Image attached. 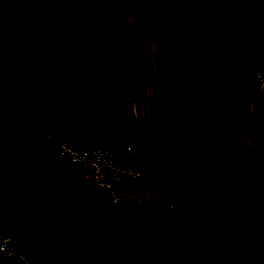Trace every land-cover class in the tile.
I'll use <instances>...</instances> for the list:
<instances>
[{
    "label": "trees",
    "instance_id": "trees-1",
    "mask_svg": "<svg viewBox=\"0 0 264 264\" xmlns=\"http://www.w3.org/2000/svg\"><path fill=\"white\" fill-rule=\"evenodd\" d=\"M86 1L6 0L18 26L8 40L0 39V91L25 72L21 47L37 56L40 74L56 78L62 64H81L95 53L119 61L127 39L147 44L146 29L120 14L104 16L103 0L77 18ZM63 2L70 6L56 13ZM122 11L150 26L168 51L176 167L167 199L178 229L176 250L154 257L125 221L132 203L119 201L107 211L93 198L61 192L48 139L12 109L20 95L0 100V198L13 244L43 263L61 240L56 264H264V174H252L230 149L212 89L193 70L236 58L248 62L247 80L259 57L240 49L264 34V0H124ZM69 86L100 91L113 106L119 103L118 90L103 77H79ZM224 90L215 91L218 99ZM204 198L216 208L214 217L203 213ZM111 246L118 249L111 252Z\"/></svg>",
    "mask_w": 264,
    "mask_h": 264
},
{
    "label": "crops",
    "instance_id": "crops-1",
    "mask_svg": "<svg viewBox=\"0 0 264 264\" xmlns=\"http://www.w3.org/2000/svg\"><path fill=\"white\" fill-rule=\"evenodd\" d=\"M244 48L242 47L240 52L251 57H260L251 51H245ZM98 56L101 55L95 53L87 58L94 73L98 71L101 61ZM191 57L190 61L193 63ZM234 59L236 60L230 58L219 61L223 67L225 64L230 66L224 69H229L231 76H227L225 72L215 74L213 64L203 68L194 67L193 70L204 87L212 89L210 97L213 107L222 130L225 127L229 143L235 142L244 157L253 159L258 153L256 127L258 121L262 124L264 122V103L259 107V111L253 106H248L246 102L240 104L241 94L239 95L234 87L244 82L242 77L248 68V62L245 64L241 61L243 65L232 68L229 60ZM28 63L35 71L37 83H25L24 72L22 76L6 85L10 88L5 100L22 96L13 105V111L33 127L39 128L48 139L49 164L58 189L66 194L76 193L93 198L105 208H112L102 189L86 177L83 168L59 156L58 147L60 143L67 142L75 146L99 144L114 148L119 162L127 161L142 175L141 178L127 179L115 185L120 201L134 205L133 211L125 218L127 225L145 244H149L152 250L165 247L166 242L167 247L172 245L171 239L175 240L176 244L179 239L175 215L173 209L167 206V197L174 187L176 167L175 125L170 118L171 106L170 109L167 108V121H164L163 103L158 101L156 105L154 99L150 98L147 100L146 112H142L138 107L139 97L130 96L128 91V97L123 94L121 99L119 95L118 105L113 106L107 95L100 91H74L69 86L70 81L58 83L55 80L59 76L54 78L39 74L36 69L38 59L35 64H32V60H28ZM91 77L105 76L98 71V74ZM125 84L129 89V84ZM222 89H225L223 97L218 99L215 91ZM235 95L239 96L238 100L234 98ZM233 124L234 128H239V134L232 128ZM246 127L248 131L245 130ZM127 146L131 147L128 152L125 151ZM170 215H173V220L167 223ZM0 225L6 229L3 232L0 230V234L7 232L6 219ZM159 250L162 258L174 252L173 250L166 254ZM33 262L42 264L35 258Z\"/></svg>",
    "mask_w": 264,
    "mask_h": 264
},
{
    "label": "rangeland",
    "instance_id": "rangeland-1",
    "mask_svg": "<svg viewBox=\"0 0 264 264\" xmlns=\"http://www.w3.org/2000/svg\"><path fill=\"white\" fill-rule=\"evenodd\" d=\"M99 1L100 0H87L84 4H82L78 8L76 12V17L80 18L83 15H85L88 11L94 8ZM103 3L105 4V7L103 9L104 16L120 14L122 19L146 29V32L149 35V39L147 44L145 45H140L139 42L133 39L125 40L123 43L124 51L119 61H116L112 58L106 59L103 56H98V60L101 59L98 65V71H100V74H104L105 77L103 78L106 79L110 87H113L118 90L121 99L123 94L128 97V92L130 96L135 95L136 97H139L140 100L138 101V107L142 112H146L147 100L150 98L154 99L156 105L158 101L163 103L162 104L164 106L163 112L165 114L164 121H167L166 113L167 110L170 109L171 104L167 96L166 66L169 60V56L166 46L164 45L163 41L154 33V31L150 26L138 22L132 13L122 11V5L124 3V0H103ZM69 6H70L69 4L63 2L58 8L55 9V12L57 13ZM77 6L78 4L75 3L74 5H72V8H76ZM10 14H11V7L8 5L6 0H0V39H2L3 41L8 40L12 30L18 26V24L15 21L11 20ZM244 47H245L244 48L245 51L247 52L251 51V53L259 55L260 57L258 58V60H263L264 34H262L258 39L252 41L250 44H247ZM20 52L26 55L25 58H27V60L29 61L32 60V64H35V61L37 60V56L35 54L29 52L24 47L20 48ZM198 54H200L199 50L193 53L191 57L193 63L195 62ZM27 55L29 57H27ZM229 63L232 64V68L241 66V64L243 65V63L238 59L229 60ZM244 63L247 64V62ZM213 65H214L213 68L216 70L215 74L219 72H225L227 76L228 75L231 76L230 70L224 69V67L226 68L230 67L228 66V64H225L224 67L220 65V62ZM98 71H96L97 74ZM94 72L95 71L93 69V66L90 64V60H87L84 63L77 65L62 64L61 70L59 72V78L55 80V82L62 83L63 81H72L79 77H91L94 74H96ZM37 81L38 80L35 79V71L32 70V67L28 63L25 67L24 82L37 83ZM125 83L129 84L130 86L129 89L127 87V84ZM241 83L242 85L234 87V90H237L236 92H238L239 95L241 94L240 104L246 102L248 106H253L255 109L257 108L259 111V107L264 103V96L261 94L259 95L256 94L254 92L253 85L249 83L247 80ZM9 88L10 86L7 87L5 86L3 90L0 91V100H5V98L9 93L8 91ZM234 98L238 100L239 96L235 95ZM253 121L254 120H252V122ZM222 122L223 120L221 119V123ZM243 127H244V122H243ZM232 128L235 130V132L239 134V128H236V126L234 128V124ZM263 128H264V122L262 124L261 121H258L256 127V130L258 132V136H257L258 153L256 157H254L253 159L250 158L249 156L244 157L243 154L237 149L236 147L237 145L235 142L232 141L230 144L228 141V136L225 127H223L222 130L225 139L229 143L230 145L229 147L233 151V153L237 156V158L240 159V161L245 165V167L251 171L252 174L257 176L264 174V134H263L264 129ZM245 130L248 131L249 130L248 127H246ZM251 133H253V131ZM236 138L238 142V137ZM12 184L14 183L12 182ZM16 186L17 188H19L20 184L17 183ZM66 195L84 197L81 195H77L76 193H69ZM109 204L110 207H112L110 209L105 208V206L103 205L102 206L105 209H107V211H115L116 208L112 206L111 203ZM200 204L202 211L205 215H209L211 217H214L216 215L217 210L212 205V203L208 198L202 199L200 201ZM167 206L170 207V209L172 208L171 202L169 200L167 201ZM4 219H6L5 205L3 200L0 198V224L2 223V221H4ZM172 220H173V215H170V217L167 219V223H169ZM0 230L1 232H3L4 230L6 231L4 227L1 228V225H0ZM60 241L61 240L54 241V243L51 245L50 259H48L46 262L44 261L43 263V261L40 260V256H38L39 258L38 259L36 258L37 261H39L42 264H56V261L59 257L58 244ZM174 242L175 240L171 239L170 243L172 245L167 247L168 242H166L165 247L154 248L153 250L149 248V244H148V249H151L149 251L154 255V257L161 259L162 257H160L159 249L162 250L161 253H166V254L169 253L170 251L173 250L175 251L176 244H174ZM114 249H118V247L111 246L109 250L111 252H114ZM0 264H12V261L0 257Z\"/></svg>",
    "mask_w": 264,
    "mask_h": 264
},
{
    "label": "built area",
    "instance_id": "built-area-1",
    "mask_svg": "<svg viewBox=\"0 0 264 264\" xmlns=\"http://www.w3.org/2000/svg\"><path fill=\"white\" fill-rule=\"evenodd\" d=\"M247 81L253 85L256 94L264 91V59L256 61ZM130 149L129 146L125 147L126 151ZM58 154L69 163L83 168L86 177L102 189L106 199L115 208L120 201L115 185L127 179L142 177L140 171L127 161L119 162L115 149L106 145L75 146L62 142L58 147ZM38 256L16 248L8 232L0 234V257L18 260L19 264H34V258L38 259Z\"/></svg>",
    "mask_w": 264,
    "mask_h": 264
}]
</instances>
